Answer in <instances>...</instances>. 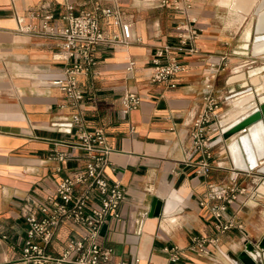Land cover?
Returning a JSON list of instances; mask_svg holds the SVG:
<instances>
[{
    "label": "crops",
    "instance_id": "crops-1",
    "mask_svg": "<svg viewBox=\"0 0 264 264\" xmlns=\"http://www.w3.org/2000/svg\"><path fill=\"white\" fill-rule=\"evenodd\" d=\"M64 1L0 0V264H29L20 259L26 230L22 202L52 192L60 177L84 162L82 150L72 145L73 134L52 124L57 115L75 110L65 92L52 83L62 68L61 61L52 58L57 39L18 29V16H23V23L38 22L29 10L42 3L54 11L55 22L61 23L58 16ZM67 1L79 10L94 2L111 4L115 0ZM116 1L140 40L98 43L94 69L78 76L85 94L80 110L86 126L104 127L112 148L105 171L110 180L116 178L124 186L120 216L106 219L97 240L111 248L108 264H168L163 247L172 244L181 249L176 264H233L229 250L237 252L246 240L255 243L264 234V193L258 191L264 173L256 168L239 170L245 192L223 212V220L232 218L233 225L218 230L207 185L229 180L233 161L228 138L213 134L218 143L210 158L211 170L198 175V153L191 146L189 130L202 105L207 74L214 72V92L223 97L222 118L240 107L232 101L239 95L224 110L226 95L249 85L255 91L253 84L228 79L243 65L264 64V54H252L250 43L242 49L244 41H250L246 40L249 27L253 36L256 15L234 10V0H192L191 12L201 27L197 38L200 52L178 54L185 67L176 86L169 87L150 80L151 57L160 44L176 42L175 23L181 11L165 8L157 13L145 11L138 0ZM222 57L225 66L209 67L210 62L223 63ZM130 59L134 64L127 69ZM129 90L140 96V102L125 113L120 99ZM60 151L67 152L63 160L55 157ZM153 197L162 200L159 215H150ZM202 199L207 202L201 204ZM81 231L74 225H62L48 250L59 254L67 235ZM193 235L217 239L207 240V252L198 253L187 248Z\"/></svg>",
    "mask_w": 264,
    "mask_h": 264
},
{
    "label": "built area",
    "instance_id": "built-area-1",
    "mask_svg": "<svg viewBox=\"0 0 264 264\" xmlns=\"http://www.w3.org/2000/svg\"><path fill=\"white\" fill-rule=\"evenodd\" d=\"M151 1H158L159 6H169L182 13L175 23L176 42L160 44L151 57L150 80L174 87L177 76L185 67L178 54L200 52L197 38L201 27L191 12L192 0ZM61 4L63 10L58 16L61 23L55 22L54 11L42 3L29 10L31 16L38 17V22L23 23V16H18V29L57 39L58 49L53 51L52 58L61 61L62 68L61 74L52 83L65 92L68 104L75 110L57 115L52 124L59 130L73 134L75 142L72 145L82 150L84 162L60 177L52 192L44 197L29 196L22 202L21 215L26 230L20 259L29 264H108L111 248L103 246L97 237L108 217L120 216L119 204L123 199L124 186L116 178L110 180L105 171L112 148L107 142L104 127L86 126L80 110L85 94L78 76L94 69L98 43L131 44L140 38L133 33L131 21L125 17L124 9L116 0L111 4L94 2L90 7L79 10H75L74 4L67 0ZM247 48L248 45L242 47L245 50ZM133 64L134 60L130 59L126 68L131 69ZM225 65V61L219 65L209 63V67L214 70ZM214 75L212 72L205 76L202 105L191 120L189 130L191 146L198 153V175L210 172V158L218 143L213 140V134H222L221 127L226 123L222 122L220 112L223 97L214 92ZM120 101L126 113L139 104L140 96L129 90L121 95ZM66 155V151H60L55 157L63 160ZM237 175L239 171L232 169L228 181H212L207 185V199L214 200L211 210L215 226L220 231L233 225L232 218L223 220L222 217L227 204L237 199L239 193L245 192L246 187L237 181ZM205 202L206 199L200 201L201 204ZM64 224L74 225L82 231L68 234L60 253L53 254L48 247ZM238 226L241 227V224ZM216 239V236L206 238L193 235L187 248L198 253L207 252L206 241L213 242ZM163 249L168 253V264H176L181 253L179 246L172 244Z\"/></svg>",
    "mask_w": 264,
    "mask_h": 264
},
{
    "label": "bare ground",
    "instance_id": "bare-ground-1",
    "mask_svg": "<svg viewBox=\"0 0 264 264\" xmlns=\"http://www.w3.org/2000/svg\"><path fill=\"white\" fill-rule=\"evenodd\" d=\"M232 7L234 10H239L243 13H250L253 9V7H256L257 10L259 9V22L257 29H263L264 28V0H234L232 3ZM253 36L250 31V27L248 32L246 33V40H252ZM249 42L246 43V45ZM252 44V43H251ZM253 46L255 52H261L264 50V32H260L255 35V39L253 40ZM264 68L263 65L258 66H252L248 69V72L246 70H237L236 73L231 75L228 79L229 82L240 80L243 82L244 85L246 84H253L255 86V91L252 93H244L242 95H238V98H234L233 100H236L238 102L237 104L240 105L238 109L233 111L232 113H229L227 115H224L222 118V122H231L238 118V116L241 113H244L247 108L253 105V96L255 95L256 98L264 102V71H261ZM257 99V100H258ZM238 133L231 134L227 141L228 149L230 151L231 157L236 165L246 168L247 167V160L245 158V155L243 153V148L241 145L240 140L238 139ZM241 134V133H240ZM253 140L257 144V147L259 149V154L264 153V126L263 124L258 121L250 126L249 134H243L242 135V141L244 143V146L250 152V160L252 163L255 162V159L251 153ZM264 168V166H263ZM258 191L261 193H264V182L260 185L258 188ZM260 195V194H259Z\"/></svg>",
    "mask_w": 264,
    "mask_h": 264
},
{
    "label": "water",
    "instance_id": "water-1",
    "mask_svg": "<svg viewBox=\"0 0 264 264\" xmlns=\"http://www.w3.org/2000/svg\"><path fill=\"white\" fill-rule=\"evenodd\" d=\"M262 1V0H261ZM253 14L256 15L255 17V23H254V33H253V40L255 39V35L264 32L263 29H257L258 22H259V9L257 10L256 7H253L252 9ZM251 50L252 54L258 55V54H264V50L261 52H255L253 42L251 44ZM253 89L252 86H245L242 87L236 91L230 92L228 95H226L227 98L231 99L232 97H237L238 95L244 94V93H252ZM258 98L253 96L251 100H253V105L247 108V110L244 113H241L238 118L231 122H226L221 127L222 137L228 138L233 133H238V139L241 142L243 153L245 155V158L247 160V167L242 168L235 164V162L232 159V166L233 168L239 169V170H252L256 168L258 172L264 173V162L260 164V160L264 159V153L259 154V149L257 147V144L253 140V145L251 149V153L255 159V162H251L250 158V152L246 149L244 146V143L242 141V135L243 134H249L250 126L258 121H260L264 126V102L261 100H257ZM241 133V134H240ZM231 159V158H230ZM260 164V165H259ZM263 181V180H262ZM162 207V200L157 197L152 198L151 202V208H150V215H159ZM227 255L233 262V264H264V234L263 236L257 240L255 243L246 240L243 243L242 248H240L237 252L229 250L227 252Z\"/></svg>",
    "mask_w": 264,
    "mask_h": 264
},
{
    "label": "rangeland",
    "instance_id": "rangeland-1",
    "mask_svg": "<svg viewBox=\"0 0 264 264\" xmlns=\"http://www.w3.org/2000/svg\"><path fill=\"white\" fill-rule=\"evenodd\" d=\"M140 3H141V5H143L144 6V10L145 11H150V10H155L157 13H161L162 11H164V9L165 8H169V9H171L169 6H167V7H165V6H163V7H152L153 6V4H157L158 3V1H151V0H138ZM124 4V3H123ZM125 5V4H124ZM244 42H249L250 44L253 42V38H252V40H250V41H244ZM250 65L251 64H247V65H243L242 67H243V70H246V69H249L250 68ZM227 74L228 75H231L232 74V71L231 70H228V72H227ZM229 98H228V105H226V106H224V110H226L228 107H229ZM227 107V108H226ZM233 167V166H232ZM232 169L233 168H230V170L232 171ZM234 169H236V168H234ZM238 171H239V169H237ZM244 179V177L243 176H240V175H237V181L238 182H240V180H243ZM259 181H257V184H254L253 183V185H256L255 187H257V186H259V183H258ZM254 187V188H255Z\"/></svg>",
    "mask_w": 264,
    "mask_h": 264
}]
</instances>
